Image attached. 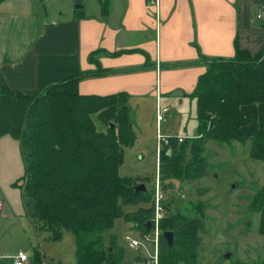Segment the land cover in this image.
Wrapping results in <instances>:
<instances>
[{"label": "trees", "instance_id": "16d2710c", "mask_svg": "<svg viewBox=\"0 0 264 264\" xmlns=\"http://www.w3.org/2000/svg\"><path fill=\"white\" fill-rule=\"evenodd\" d=\"M205 63L207 70L191 95L197 102L198 134L181 143L169 137L159 156L164 196L175 182L210 175L203 157L210 142L229 146L250 139L251 157L264 163V49L252 55L237 48L233 59ZM84 76L50 85L32 96L4 88L6 95L29 105L21 140L25 174L14 186L34 201L28 216L37 232H48L55 242L65 233L75 236L76 264H124V250L114 238L106 246L104 234L120 218L133 223L140 236L148 233L155 193L136 192L143 181L119 175L124 149L136 142L128 96L81 95L78 85ZM247 107L258 111V127L248 135L246 128L253 119L244 110ZM94 116L105 131L97 129ZM128 207L136 210L130 212ZM251 207L260 214L264 237V187ZM193 209L161 221L162 233L172 232L174 243L170 246L162 235L160 264H197L201 233H207V228L200 208ZM34 257L41 260L39 249H34Z\"/></svg>", "mask_w": 264, "mask_h": 264}, {"label": "crops", "instance_id": "0c3cea01", "mask_svg": "<svg viewBox=\"0 0 264 264\" xmlns=\"http://www.w3.org/2000/svg\"><path fill=\"white\" fill-rule=\"evenodd\" d=\"M37 3L0 0V195L6 218L25 217L14 185L25 174L21 140L29 105L6 95L5 87L32 96L83 74L81 95L125 93L130 115L155 101L158 134V109L168 110L161 131L169 106L195 100L191 95L207 60L233 59L237 48L252 55L264 49V20L257 19L264 0H118V22L114 12L107 11V18L73 10L49 17L46 8L43 20ZM244 110L258 120L256 107ZM29 223L43 237L44 250L38 261L33 245L26 264H63L64 255L51 253L54 246L48 245L64 253L68 233L55 242ZM14 257L0 255V264H13Z\"/></svg>", "mask_w": 264, "mask_h": 264}, {"label": "rangeland", "instance_id": "374dc122", "mask_svg": "<svg viewBox=\"0 0 264 264\" xmlns=\"http://www.w3.org/2000/svg\"><path fill=\"white\" fill-rule=\"evenodd\" d=\"M45 8L49 17L51 14L60 15L61 12L73 10L84 15L107 18V11L114 12V19L118 22V0H38L36 11L43 20L47 14ZM169 107L170 113L166 117L168 121L162 124L161 134L168 137L169 132L177 133L183 140L197 136V102L184 99L183 104ZM252 119V124L246 128L247 135L258 127L256 113H253ZM131 120L134 123L136 142L132 148L124 149V162L119 175L121 178L142 180L148 191L155 192L156 185L160 183L162 192V180L158 173L155 101H149V106L141 111L136 110L135 114H131ZM94 122L99 131L106 130L96 116ZM251 148L250 139L244 144L233 142L229 146L208 143L203 157L210 166V175L188 183L175 182L171 191L164 192V219H171L177 214L193 213V207H199L202 211L207 233H201L197 264H264L260 214L251 209L257 191L264 187V163L251 157ZM203 191L207 193L203 195ZM20 195L25 217L13 214L12 218H6L2 212L0 214V255L16 257L20 252L29 255L33 245L42 255L43 237L33 232L29 216H26L33 212L34 201L22 191ZM127 210L134 212L136 209L128 207ZM128 236L140 238L134 224L120 218L116 220L114 228L104 234L105 245L109 246L114 238L124 250V264H144L149 260L148 253L144 248H129ZM48 246H54L51 253L64 255L63 264H76V241L72 233L67 234L63 244L64 253L54 243ZM227 254H230L228 259L225 258ZM141 256L142 261L139 260Z\"/></svg>", "mask_w": 264, "mask_h": 264}, {"label": "built area", "instance_id": "2783aa9c", "mask_svg": "<svg viewBox=\"0 0 264 264\" xmlns=\"http://www.w3.org/2000/svg\"><path fill=\"white\" fill-rule=\"evenodd\" d=\"M257 19H263L264 20V10L263 12H260L257 15ZM166 109H158L157 111V124H158V156H160V153L164 146L168 145V138L166 136H163L160 131V124L165 121V115L167 114ZM184 140L179 138V142H183ZM163 145V146H162ZM159 181V179H158ZM155 194H154V209L155 213L153 216V219L151 221V230L144 234L143 236H139V239H134L130 236L127 237L129 248L136 249V248H144L145 251L148 253V258L144 264H160V240L162 238V231L160 229V223L164 219V204L163 200L165 196L160 190V183H158L155 187ZM5 202L2 199L0 195V214L4 210ZM152 254H151V252ZM29 261V255L25 254L23 252H20L16 257H14V263L13 264H26Z\"/></svg>", "mask_w": 264, "mask_h": 264}, {"label": "water", "instance_id": "95a60500", "mask_svg": "<svg viewBox=\"0 0 264 264\" xmlns=\"http://www.w3.org/2000/svg\"><path fill=\"white\" fill-rule=\"evenodd\" d=\"M135 191L136 192H147L148 190H147V188H146V186L144 184H140L139 186H137L135 188ZM147 226H148V230H151V222H148ZM163 238L168 242V244L170 246L173 245V243H174V234L172 232H165L163 234ZM225 258L226 259L230 258V254H227Z\"/></svg>", "mask_w": 264, "mask_h": 264}]
</instances>
